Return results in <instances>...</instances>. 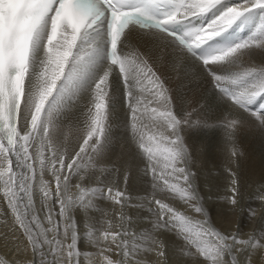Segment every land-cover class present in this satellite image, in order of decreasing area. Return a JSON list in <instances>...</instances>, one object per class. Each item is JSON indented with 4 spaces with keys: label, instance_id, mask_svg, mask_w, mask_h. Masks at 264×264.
Here are the masks:
<instances>
[{
    "label": "snow or ice",
    "instance_id": "snow-or-ice-1",
    "mask_svg": "<svg viewBox=\"0 0 264 264\" xmlns=\"http://www.w3.org/2000/svg\"><path fill=\"white\" fill-rule=\"evenodd\" d=\"M255 54L264 0H0V217L14 251L27 264H261L264 216L245 235L212 211H245L240 140L264 139V60L243 63ZM193 84L206 103L187 99ZM220 132L223 192L209 170L206 194L196 164ZM253 195L264 201V175Z\"/></svg>",
    "mask_w": 264,
    "mask_h": 264
},
{
    "label": "rangeland",
    "instance_id": "rangeland-1",
    "mask_svg": "<svg viewBox=\"0 0 264 264\" xmlns=\"http://www.w3.org/2000/svg\"><path fill=\"white\" fill-rule=\"evenodd\" d=\"M221 139H223L222 133H217L215 135V138L211 141L213 148H217V152H212L213 153L212 154L209 151L208 159H207L208 165L205 166L204 168L203 167L201 169L199 168L202 190L203 191L205 190L206 194L208 193L207 192L208 188L205 187L204 185L206 183V178L209 175V170H211L213 175H217L221 177L220 179L221 186L219 188L213 187L212 194L215 195L217 192L219 193L223 192L222 185L224 181L222 177L224 175V168L228 165V155H227V149H221V152H218L219 151L218 146L220 145V143L224 141V139L223 141H221ZM261 154L263 155L262 163L264 164V153H261ZM260 181H261V178L258 179L254 177H249L250 184L248 187L243 189L245 196L241 202L242 207L245 209L244 212H240L239 210L229 209L227 205L222 204V202L216 201L214 202L213 207H212L214 218L216 217V214L219 212L220 213L219 223L223 224L225 227L231 228L233 230H238L239 232L245 235L253 231V230H249L251 217L253 216L252 211H249V209L255 211L257 207L258 199H256L253 194H254L256 187L259 185L258 182ZM213 184H215V181H213ZM262 206H264V201H263ZM105 207H107V205H105ZM129 211L133 216L136 215L135 209H130ZM263 216H264V213H263ZM232 219L235 220L233 224L231 223ZM11 225H12V221L10 218L5 219L4 217H0V241H1L0 249L5 254L4 255L3 252L0 251V255H1L0 259L12 260L14 258L16 261H19V262H27V257L25 254L23 253L18 254L14 251L16 237L19 236V233L14 234L12 231ZM259 227H261V222L256 230H259ZM8 254H13L14 257L9 258L6 256ZM148 261H149V264H156L155 255L153 254L152 256L148 257ZM261 264H264V260L261 261Z\"/></svg>",
    "mask_w": 264,
    "mask_h": 264
},
{
    "label": "bare ground",
    "instance_id": "bare-ground-1",
    "mask_svg": "<svg viewBox=\"0 0 264 264\" xmlns=\"http://www.w3.org/2000/svg\"><path fill=\"white\" fill-rule=\"evenodd\" d=\"M238 2H239V0L234 1V3H238ZM155 54L158 56L163 55L165 57V59L159 63V70L163 75H165L169 78L170 86L173 87L174 89H176L182 83L183 77L182 76L178 77L177 74L172 71L171 66L168 62L167 53H161L159 49H155ZM262 60H264V57H262L259 54H255L251 58H249L247 56L244 57L243 63L244 64H249V63L259 64L262 62ZM203 87L204 86H202L201 89L198 90V89H196L195 85L193 84L191 91H189L187 88L184 89V91L187 93V99L191 100L193 105H195L197 102H200L201 104L206 103V101L203 99ZM220 133H222V132H220ZM221 141H223V139H221ZM218 147H219L218 152H221V149H226L224 141L222 143H220V145ZM240 148L245 152L246 157H247L246 161H244L245 171H246L247 176L258 178V179L261 178L262 175H264V164L262 163L263 155L261 154V153H264V139H262L258 133H249V134H247L241 138ZM210 152L211 153L217 152V148H213V146H212ZM207 159H208V153H207V155H203V154L200 155L198 160H197L196 167L198 169L199 168L201 169L202 167L204 168L205 166H207L208 165ZM204 172H205V170H204ZM249 184H250V182H249ZM204 192H206V191L204 190ZM262 204H263V201L261 202V200L258 199L257 207L254 211L255 215L251 217L249 230L257 229V227L259 226V224L261 222V217L263 216V213H264V206H262ZM234 221L235 220L232 219L231 223L233 224ZM0 251L3 252L1 249H0ZM3 254H4V252H3ZM6 256L9 258L14 257L13 254H8ZM17 264H27V262L17 261Z\"/></svg>",
    "mask_w": 264,
    "mask_h": 264
}]
</instances>
